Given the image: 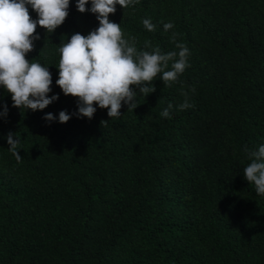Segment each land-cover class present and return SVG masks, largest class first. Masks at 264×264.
Returning a JSON list of instances; mask_svg holds the SVG:
<instances>
[{"label": "trees", "instance_id": "16d2710c", "mask_svg": "<svg viewBox=\"0 0 264 264\" xmlns=\"http://www.w3.org/2000/svg\"><path fill=\"white\" fill-rule=\"evenodd\" d=\"M91 6L70 0L53 33L37 24L26 58L48 65L58 100L14 107L0 85V264H264V195L243 172L264 145V0L117 4L109 20L138 50L190 53L170 86L160 74L135 109L122 102L119 120L96 104L93 118L75 115L79 98L56 84L61 43L99 27ZM184 93L194 107L180 111Z\"/></svg>", "mask_w": 264, "mask_h": 264}, {"label": "clouds", "instance_id": "9594fccd", "mask_svg": "<svg viewBox=\"0 0 264 264\" xmlns=\"http://www.w3.org/2000/svg\"><path fill=\"white\" fill-rule=\"evenodd\" d=\"M135 2L92 0L90 11L98 14L99 27L88 35L72 34L70 40L61 43L56 84L65 95L79 98L78 113L75 115L93 118L96 104L101 109L108 108L112 120H119L122 102L128 105V110L135 109L139 104V95L147 96L156 91L152 82L158 75L162 74L160 78L166 86H170L188 67L190 53L185 45L178 43V52L166 54H162L159 48L152 52L138 50L135 37L125 38L120 24L109 20L117 4L127 9ZM87 4L88 0H77L78 11H88ZM28 5L38 13V20L31 18ZM69 5L70 0H0V85L11 93L14 107L43 110L59 99V94L48 95L52 91V74L48 65L30 62L26 57L34 49L33 41L40 39L36 34L37 24L47 33H53L69 15ZM143 25L148 31H154L156 27L150 19H144ZM163 27L167 32L174 25L169 22ZM150 46L151 43L146 42V47ZM191 91L195 92V89ZM184 95V103L177 106L180 111L194 107L189 103L187 93ZM172 109L170 103L160 116L171 118ZM7 112L5 105L3 115L6 116ZM70 118L66 110L59 113L61 123ZM45 119L52 122L57 117L47 113ZM7 141L10 151L20 162L19 139H14V134L9 132ZM248 159L250 163L243 170L245 178L255 185L258 195H264V145L257 151H248Z\"/></svg>", "mask_w": 264, "mask_h": 264}]
</instances>
